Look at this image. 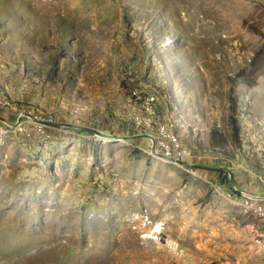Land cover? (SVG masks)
Instances as JSON below:
<instances>
[{
  "label": "rangeland",
  "instance_id": "1",
  "mask_svg": "<svg viewBox=\"0 0 264 264\" xmlns=\"http://www.w3.org/2000/svg\"><path fill=\"white\" fill-rule=\"evenodd\" d=\"M263 46L264 0H0V264H264Z\"/></svg>",
  "mask_w": 264,
  "mask_h": 264
},
{
  "label": "built area",
  "instance_id": "2",
  "mask_svg": "<svg viewBox=\"0 0 264 264\" xmlns=\"http://www.w3.org/2000/svg\"><path fill=\"white\" fill-rule=\"evenodd\" d=\"M142 104L146 111H148L149 113L151 112V114L154 113L159 107V100L157 95L153 92H148L143 96ZM17 123L13 124L11 122H5L0 118V132H7L16 125H18L17 127H19L20 129L24 127L22 121H19V124ZM160 145L165 156L174 158L176 160H181L182 158L186 159L187 156L193 153L190 148H188L184 143L181 142L180 138L176 134H174V132H169L168 136L160 141ZM203 155V151H199L195 154V157H197L198 160H201L204 158ZM257 210L261 216H264V208L262 206H258Z\"/></svg>",
  "mask_w": 264,
  "mask_h": 264
},
{
  "label": "trees",
  "instance_id": "3",
  "mask_svg": "<svg viewBox=\"0 0 264 264\" xmlns=\"http://www.w3.org/2000/svg\"><path fill=\"white\" fill-rule=\"evenodd\" d=\"M264 46L258 51L257 55L253 58L250 68H242L237 73V76L242 82L248 86L257 84L259 75L264 73Z\"/></svg>",
  "mask_w": 264,
  "mask_h": 264
},
{
  "label": "water",
  "instance_id": "4",
  "mask_svg": "<svg viewBox=\"0 0 264 264\" xmlns=\"http://www.w3.org/2000/svg\"><path fill=\"white\" fill-rule=\"evenodd\" d=\"M0 118L1 119H3L4 121H6V122H8L9 120L8 119H6L5 117H3V116H0ZM52 123H54V124H57V125H60V124H64V125H72V124H74V123H71V122H64V121H54V122H52ZM99 134H104V132L103 131H101V130H96ZM180 161H182V162H184V160H180Z\"/></svg>",
  "mask_w": 264,
  "mask_h": 264
}]
</instances>
